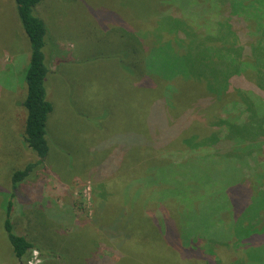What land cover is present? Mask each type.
Instances as JSON below:
<instances>
[{
	"label": "trees",
	"instance_id": "trees-1",
	"mask_svg": "<svg viewBox=\"0 0 264 264\" xmlns=\"http://www.w3.org/2000/svg\"><path fill=\"white\" fill-rule=\"evenodd\" d=\"M13 1L29 44L28 60L24 64L21 56L17 69L25 87L20 144L35 158L17 167L4 164L1 156L6 152L0 151V196L3 230L16 264H28L33 251L47 259L61 256L56 248L16 231L13 205L20 199L27 215L40 210L46 221L52 218L56 225L64 221L53 217L59 209L42 207L41 180L36 176L48 172L45 164L52 152L63 157L66 150L55 143L48 128L55 105L47 97L48 29L36 14L42 0ZM203 1L194 9L179 0L165 1L171 5L165 14L182 15L165 27L157 23L167 36L148 52L143 36L116 26L103 34H118L122 48L106 58H89L116 59V71L132 77L123 81L125 87L140 96L150 94L148 102L155 98L145 112L146 135L130 132L109 140L108 147L94 148L111 149L99 166L81 161L86 169L80 165L78 176H90L95 187L104 188L92 218L99 224L100 239L91 246L86 264H120L124 247L144 240L145 248L150 242L156 251L153 239L171 251L174 264H264V0ZM174 96L191 104L173 113L169 102ZM1 102L0 98L2 112ZM167 149H179L183 155L175 160L158 156ZM197 150L203 152H191ZM196 166L202 169L195 170ZM109 176L114 179L112 190L104 183ZM139 186L141 192L130 199ZM126 204L131 214L124 224ZM147 208L153 210L148 214ZM232 253L238 257L229 260L226 255Z\"/></svg>",
	"mask_w": 264,
	"mask_h": 264
},
{
	"label": "rangeland",
	"instance_id": "rangeland-1",
	"mask_svg": "<svg viewBox=\"0 0 264 264\" xmlns=\"http://www.w3.org/2000/svg\"><path fill=\"white\" fill-rule=\"evenodd\" d=\"M165 1L167 0H42L37 7L36 14L46 23L48 29L45 47L51 76L48 80L47 97L55 105L48 128L55 143L66 152L63 157L52 152L45 164L48 172L36 176L41 180L42 207L46 205L59 209L60 214L54 210L53 217L64 221L59 225H56V220L51 223L52 218L46 221V216L40 210L27 215L20 199L13 205L16 231L27 233L35 243L42 242V246L56 248L59 257L61 256L60 260H57V256L47 259L45 255L33 251L31 258L37 256L33 264H44L45 260L51 261L49 264H86L91 246L100 239L97 227L99 224L93 223V211L94 205L103 201L104 188L95 187V181L90 176H78L81 171L79 166L86 169L82 159H88L91 164L99 166L103 156H108L111 149L102 148L105 150L103 152L94 148L108 147L109 140L123 137L130 132L139 136L146 135L148 124L146 126L145 112H148L155 97L148 102L147 97L150 94L143 93L140 96L134 89L133 93L128 90L123 81L132 77L123 70L116 71V59L93 61L89 58L98 55L106 58L115 49L122 48L123 39L118 34L111 33L109 37L103 34L117 29L116 26H125L143 36L148 52L160 41V37L167 36L158 29L157 23L160 24L161 21L165 27L169 25L171 18L182 15V12L176 11L165 14L171 8ZM179 1L191 9H194L196 3L201 5L204 2ZM21 29L14 1L0 0V87H3L0 89V151L6 152L1 156L4 164L10 162L17 167H22L35 158L20 144L25 117L20 102L24 97L25 87L19 80L17 69L19 58L23 56L25 64L29 54L28 40ZM136 81L137 79L133 80ZM93 85L97 86V90L90 92ZM89 95L93 98L89 99ZM175 96L169 102L170 111L179 114L185 110L183 106L191 103ZM85 115L89 118H85ZM100 117L104 119L99 120ZM4 144L8 146L5 149ZM191 152L201 154L203 151ZM72 153L78 156L77 167L74 168ZM157 154L159 157L175 160L183 152L179 149H167ZM125 167L126 164L124 171ZM194 169L200 170L202 166ZM188 171L183 175L187 176ZM110 177L104 183L107 189L112 190L111 181L114 179ZM140 192V186L134 188L130 199ZM1 202L0 196V264H16L3 230L4 212ZM150 210L153 209L147 208L146 212L149 214ZM130 214L129 204H126L121 222L125 224ZM77 223L80 224L78 227ZM83 224H86L85 228ZM58 226H63L68 234H64ZM119 241H113L114 245ZM152 242L158 250L154 251L148 246L150 242L145 248L146 240L126 245L120 264H174L171 251L167 247L163 248L158 239H153ZM114 255L116 256L115 253ZM226 256L229 260L238 257L234 253Z\"/></svg>",
	"mask_w": 264,
	"mask_h": 264
},
{
	"label": "clouds",
	"instance_id": "clouds-1",
	"mask_svg": "<svg viewBox=\"0 0 264 264\" xmlns=\"http://www.w3.org/2000/svg\"><path fill=\"white\" fill-rule=\"evenodd\" d=\"M97 90V86L93 85L92 88L90 89V92H95ZM93 97L89 95V99H92Z\"/></svg>",
	"mask_w": 264,
	"mask_h": 264
},
{
	"label": "built area",
	"instance_id": "built-area-1",
	"mask_svg": "<svg viewBox=\"0 0 264 264\" xmlns=\"http://www.w3.org/2000/svg\"><path fill=\"white\" fill-rule=\"evenodd\" d=\"M34 253V252H33ZM36 255V254H35ZM37 258V256H33V258L30 259V261L28 262V264H33L34 259ZM39 262V261H38Z\"/></svg>",
	"mask_w": 264,
	"mask_h": 264
}]
</instances>
